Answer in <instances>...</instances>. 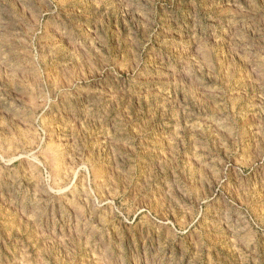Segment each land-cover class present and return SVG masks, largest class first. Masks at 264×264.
I'll use <instances>...</instances> for the list:
<instances>
[{"label": "rangeland", "instance_id": "obj_1", "mask_svg": "<svg viewBox=\"0 0 264 264\" xmlns=\"http://www.w3.org/2000/svg\"><path fill=\"white\" fill-rule=\"evenodd\" d=\"M0 264H264V0H0Z\"/></svg>", "mask_w": 264, "mask_h": 264}]
</instances>
